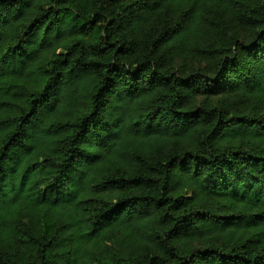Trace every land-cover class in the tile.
<instances>
[{"label":"trees","instance_id":"trees-1","mask_svg":"<svg viewBox=\"0 0 264 264\" xmlns=\"http://www.w3.org/2000/svg\"><path fill=\"white\" fill-rule=\"evenodd\" d=\"M0 264H264V0H0Z\"/></svg>","mask_w":264,"mask_h":264}]
</instances>
